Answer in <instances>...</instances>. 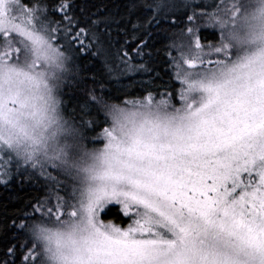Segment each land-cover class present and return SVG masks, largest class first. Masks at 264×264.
<instances>
[{"label": "snow or ice", "instance_id": "6c2138e0", "mask_svg": "<svg viewBox=\"0 0 264 264\" xmlns=\"http://www.w3.org/2000/svg\"><path fill=\"white\" fill-rule=\"evenodd\" d=\"M93 7L0 0V264H264V0Z\"/></svg>", "mask_w": 264, "mask_h": 264}, {"label": "trees", "instance_id": "16d2710c", "mask_svg": "<svg viewBox=\"0 0 264 264\" xmlns=\"http://www.w3.org/2000/svg\"><path fill=\"white\" fill-rule=\"evenodd\" d=\"M81 2L86 5L87 8L95 11L93 5H111L114 0H81ZM162 48V43H156L153 49H146V51L152 52L151 61H147V63L151 65V71L139 74L131 73V78L124 77L120 82L108 85L109 90L119 89L120 91H116L115 95L127 100L139 99L141 93L146 95L147 91H152L155 95L157 90H163L164 86L170 83L171 69L166 64L165 53ZM131 54L135 55L134 53ZM78 98V92L70 87L67 90L64 100L69 113H72L76 108ZM22 194L23 193H21V195ZM16 205L17 199L14 195L13 187L9 186V188L5 189L3 186H0V252L3 251L5 244L12 239L11 234H6L3 222L7 217L13 216L17 212ZM116 215L117 213L115 209H113L109 219H115ZM8 223L10 224V221H8Z\"/></svg>", "mask_w": 264, "mask_h": 264}, {"label": "rangeland", "instance_id": "374dc122", "mask_svg": "<svg viewBox=\"0 0 264 264\" xmlns=\"http://www.w3.org/2000/svg\"><path fill=\"white\" fill-rule=\"evenodd\" d=\"M206 2H207V0H206Z\"/></svg>", "mask_w": 264, "mask_h": 264}]
</instances>
